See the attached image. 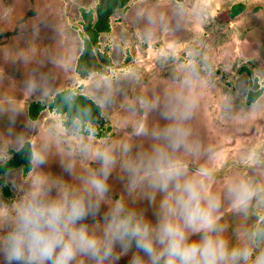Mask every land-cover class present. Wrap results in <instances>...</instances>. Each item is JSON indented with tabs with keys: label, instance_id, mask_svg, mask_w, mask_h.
Masks as SVG:
<instances>
[{
	"label": "rangeland",
	"instance_id": "1",
	"mask_svg": "<svg viewBox=\"0 0 264 264\" xmlns=\"http://www.w3.org/2000/svg\"><path fill=\"white\" fill-rule=\"evenodd\" d=\"M98 1L0 0V152L11 158L17 150V137L25 138L28 132L20 116L31 103L44 105L35 126L46 132L52 130L60 140H53L43 171L72 181L61 161L70 145L81 137L88 140L89 125L94 129L93 143L128 139L133 145H142L150 136L137 127V122L148 116L139 101L153 98L159 82L156 74L166 63L175 69L190 68L194 63L196 70L204 74L195 81L198 108L190 123L202 149L190 160L191 169L207 168L212 174L213 190L220 192L234 175L264 182V93L255 104L247 102L255 81L264 90V0H133L111 16L110 30L99 35L100 51L111 60L107 72L81 78L76 64L83 49L82 13L95 14ZM238 3L245 8L232 19L230 9ZM52 17L58 22L50 27L47 20ZM150 17L155 24L145 28L143 24ZM170 44L175 46L174 51ZM243 66L247 71H240ZM104 77L112 81L115 96L111 105L101 108L103 122H85L74 130L64 125V115L48 108L54 95L64 89H73L96 102L99 93L94 83ZM32 79L53 88L45 90L42 86L32 92L27 87ZM172 88L158 90L160 98ZM12 95L21 101L11 99ZM130 106H135V111ZM155 113L157 127L165 121L158 110ZM151 121L141 126L149 130ZM33 130L35 127L29 129L31 140L36 137ZM254 157L259 160L255 165ZM85 164L91 162L77 157V165ZM10 172L21 181L25 175L22 168ZM7 179L6 174L0 176V198L5 188L11 187L5 184ZM110 183L114 197L123 193V181L117 173H113ZM224 211L232 237L242 223L251 225L255 220V210L246 222L231 212L227 202ZM148 215L151 217L150 212ZM127 259L122 258L120 264H127Z\"/></svg>",
	"mask_w": 264,
	"mask_h": 264
},
{
	"label": "clouds",
	"instance_id": "2",
	"mask_svg": "<svg viewBox=\"0 0 264 264\" xmlns=\"http://www.w3.org/2000/svg\"><path fill=\"white\" fill-rule=\"evenodd\" d=\"M149 23L154 25V18ZM198 79L193 63L162 101H139L165 121L150 131L137 122L139 131L151 137L148 148L128 139L93 143L89 125L88 140L81 137L70 145L61 161L72 181L43 171L59 135L49 130L39 145L33 143L23 180L6 172L5 184L11 187L0 198L2 264H120L124 257L127 264H264V182L234 175L223 192L215 191L207 168L190 167L202 149L190 123L198 108ZM27 87L36 92L42 85L32 79ZM94 89L99 107L114 102L110 79L97 80ZM86 115L84 110L72 118L74 130ZM24 139L17 137L18 151ZM77 157L91 164L77 170ZM7 160L0 152V166ZM257 163L254 157L252 164ZM113 173L123 181V193L116 197ZM225 202L245 222L255 210L254 222L242 223L234 237L224 219Z\"/></svg>",
	"mask_w": 264,
	"mask_h": 264
},
{
	"label": "trees",
	"instance_id": "3",
	"mask_svg": "<svg viewBox=\"0 0 264 264\" xmlns=\"http://www.w3.org/2000/svg\"><path fill=\"white\" fill-rule=\"evenodd\" d=\"M132 0H99L95 14L92 12H83V31L84 42L81 55L79 57L76 72L81 78L86 77L89 73L100 72L106 73L107 67L111 65V60L107 54L100 51L99 35L110 30V18L120 9H126ZM184 1V0H176ZM245 8L242 3L235 4L230 9V17L234 19ZM241 72L247 71L246 67L240 68ZM74 92L75 95L68 98L69 94ZM264 93L257 81L252 85V89L247 93L248 104L255 103ZM46 107L39 103H34L30 106L29 115L32 119H36L41 111ZM49 109L64 115L66 121L64 125L70 126L73 117L87 110L88 115L83 116L85 122H103L102 109L91 98L77 93L73 89H64L57 92L48 106ZM31 152L30 143H26L22 150L13 153L3 166H0V176L6 172L22 168L23 173L30 167L29 157ZM7 188H5L6 193Z\"/></svg>",
	"mask_w": 264,
	"mask_h": 264
},
{
	"label": "flooded vegetation",
	"instance_id": "4",
	"mask_svg": "<svg viewBox=\"0 0 264 264\" xmlns=\"http://www.w3.org/2000/svg\"><path fill=\"white\" fill-rule=\"evenodd\" d=\"M47 22H48V25L51 27L52 25H56L57 24V22H58V19H57V17L55 18H49L48 20H47ZM83 42H84V39H83ZM80 55H81V53H80ZM80 55H79V57H80ZM77 63H78V61H77ZM174 65H171V63H166V64H164L163 66H162V68H170V67H173ZM76 68H77V64H76ZM98 73V72H97ZM42 86H43V88L45 89V90H51L52 88H53V85H48L46 82H44V83H42L41 84ZM22 86L23 85H20V88L22 89ZM153 90H155V92L156 93H154V95H153V98H151L149 101H154V99H155V101L157 100V99H159L160 98V95L158 94V92L159 91H164L165 89H157V88H155V89H153ZM159 90V91H158ZM168 91V90H167ZM18 94V93H17ZM162 94V93H161ZM14 96H15V94H13ZM12 95V98L11 99H15V98H13L14 96ZM166 94H163V96L159 99L160 101H161V99L165 96ZM55 96V95H54ZM22 99V98H21ZM21 99H20V101H21ZM17 101H19V99H17L16 98V102ZM19 101V102H20ZM18 102V103H19ZM32 104H34V103H31L30 105H29V107L27 108V111L25 112V114H23L22 113V115L20 116V118L25 122V125H26V127L28 128V132H26V134H27V136L25 137V138H28L29 136H30V133H29V129H30V127H29V125H35V124H38V123H35L36 121H37V119H38V117H39V115H40V113L42 112H40L39 113V115H38V117L36 118V119H32L31 117H30V115H29V109H30V106L32 105ZM12 105H13V102H12ZM157 109H152L151 111H148V116H146L145 117V123L147 122V121H149V120H152L151 122H152V124H151V129L152 128H154V127H156V125H155V117H156V113H155V111H156ZM143 121V122H144ZM109 129H111V128H109L108 127V130ZM151 129H149V131L151 130ZM34 132H35V135H36V137H35V139L34 140H31L30 138H28V139H25V141H24V145L26 144V143H30V146H32V144L33 143H35L36 145H39L40 143H41V137L43 136V135H45L47 132H46V130H40V128L38 127V126H36L35 127V130H33ZM110 132H112L111 130H110ZM143 136V134L140 136V137H142ZM119 141V140H118ZM140 142V141H139ZM150 143H152V140H151V137H150V139L149 140H144V141H142L141 142V144L142 145H139V146H143V147H146V148H148V147H150ZM137 145V144H136ZM54 146V141H53V145H52V147ZM16 151H18V150H16ZM16 151H13L12 152V155H13V153L14 152H16ZM58 156H60L61 158L64 156L63 155V153L61 152V151H59L58 152ZM82 167L80 166V165H77V170H80ZM51 175H52V173H51Z\"/></svg>",
	"mask_w": 264,
	"mask_h": 264
},
{
	"label": "crops",
	"instance_id": "5",
	"mask_svg": "<svg viewBox=\"0 0 264 264\" xmlns=\"http://www.w3.org/2000/svg\"><path fill=\"white\" fill-rule=\"evenodd\" d=\"M133 1V0H132ZM176 1V0H175ZM176 2H182V1H176ZM148 25H149V22L148 21H145L144 22V24H143V26L145 27V28H147L148 27ZM152 25H150V27H151ZM166 28L167 29H169L167 26H166ZM148 31V33H146V34H149V29H147ZM146 32V31H145ZM144 33V32H143ZM145 37H147V38H150V37H148V36H146V35H144ZM151 36L153 37L154 36V38H156V37H158V35L157 34H155V35H153V33H151ZM151 40V39H150ZM152 41V40H151ZM188 67L186 66V67H184L183 69L182 68H177V69H175L174 67H170V68H162V70H160L159 71V73L158 74H156V76H159V82H157L156 83V85H155V88H157V89H164V88H169V87H173L174 86V84L175 83H177L178 81H180V80H182L183 79V77L185 76V74L187 73V71H188ZM199 69V68H198ZM198 71V73H199V79L198 80H196V82H198V81H200L201 80V78H200V76L201 75H203L204 73L199 69V70H197ZM212 75V74H211ZM174 80V81H173ZM195 85H196V83H195ZM162 86H166V87H162ZM263 95V94H262ZM260 98V97H259ZM258 101V100H257ZM256 101V102H257ZM255 102V103H256ZM255 103H253V104H255ZM128 120H126L125 122H127Z\"/></svg>",
	"mask_w": 264,
	"mask_h": 264
}]
</instances>
